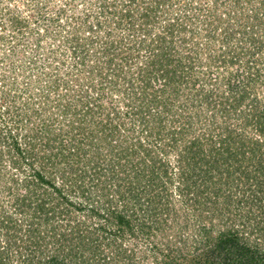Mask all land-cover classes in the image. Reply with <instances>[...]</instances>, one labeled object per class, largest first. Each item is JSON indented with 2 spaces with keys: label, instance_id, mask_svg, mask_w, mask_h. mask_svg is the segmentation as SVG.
Here are the masks:
<instances>
[{
  "label": "trees",
  "instance_id": "obj_1",
  "mask_svg": "<svg viewBox=\"0 0 264 264\" xmlns=\"http://www.w3.org/2000/svg\"><path fill=\"white\" fill-rule=\"evenodd\" d=\"M138 1L128 0L121 10L109 3L118 21L97 51L108 68L98 70L96 85L92 68L95 95L83 93L81 108L66 105L64 114L72 117L68 129L43 123L36 135L20 114H11L6 130L0 128V264H141L133 247L117 242L127 235L145 238L146 250L166 264H264V0H248L257 23L244 24L237 38L252 47L223 55L240 64L230 75V93L220 97L245 101L248 110L241 109L235 128L223 125V137L215 141L208 120L216 123L217 114L229 109L206 86L216 79L202 66L209 68L214 57L205 56L203 31L187 22L207 9L200 4L193 15L174 13L177 20L169 17L160 30L150 26L163 0L143 6ZM103 25L96 23L101 31ZM123 27L137 37H112ZM246 55L251 58L243 63ZM195 95L216 109L213 116L195 104ZM91 112L99 115L93 129L83 124ZM51 166L60 168L62 184ZM223 178L229 187L219 184ZM178 193L187 208L198 210L194 253L186 243H166L164 250L149 241L154 226L168 224L173 214L179 218ZM222 219L219 227L215 220Z\"/></svg>",
  "mask_w": 264,
  "mask_h": 264
},
{
  "label": "rangeland",
  "instance_id": "obj_2",
  "mask_svg": "<svg viewBox=\"0 0 264 264\" xmlns=\"http://www.w3.org/2000/svg\"><path fill=\"white\" fill-rule=\"evenodd\" d=\"M127 1L128 0H126V2L125 0H0L1 129L6 130L4 125L8 126L6 123L12 122L10 120L11 114H14V116L15 114H20V117L21 115L24 116L22 124H28L26 128L33 125L32 127H35L33 128V132H35L34 134L36 135L37 133H41L45 128L43 123H54L55 128L68 129L69 120H72V117H69L68 120L66 114H64L66 105H75L79 103L81 108L82 101L79 99H81L83 93L88 91L92 96L95 95L92 82L90 81L93 75L91 72L92 68H94V74H97L95 77L98 79L93 82V85L98 84V81H100L99 79H101L98 70L104 68L107 71L108 68L101 65L99 61L100 53H97V51L100 50L99 48L103 42L107 41L108 38L106 36L108 35V28L109 26L111 28L114 26V23L112 24L113 20L118 21V16L112 14L109 3L113 2L114 5L112 8L121 10L122 6V9L125 8L124 3H127ZM234 1L235 0H163L161 4L158 5L157 17H159V19L155 25L153 24L150 26L154 29L161 27L160 30H162L161 25L169 23V17H173L174 13L175 15H183L184 13H190L191 15L197 12L194 6H200V4L204 5L207 9L205 12L203 11L204 14L196 17V20H194L193 17L190 19L191 21L187 19V22L189 26L194 25L196 28H200L198 30L203 31L201 42L205 45V56L211 54L214 57V60H211L212 64L209 68L206 67L207 64L203 65L202 68L203 71H208L209 74L205 73L206 76L214 77L213 82H215L216 79L214 86L212 84L206 85L209 89L215 91L216 98L230 93V83H232L229 81L230 75L231 73H237L240 64H231V58L223 56L224 53L229 50L230 55H232L234 49H236L235 51L239 50L240 53L242 51H248L250 49L248 47H252V42L250 43L244 40L243 43H240L237 38L241 36L239 32L244 24L248 26L257 23V18L250 9L251 3L254 4V0H251V3L248 0H242L241 6L234 3ZM145 2L157 4V2L152 0L138 1V3H141V6H143ZM248 8L250 9L249 11ZM140 11H144V8H140ZM207 11L215 12L214 16L208 17ZM134 15H137L136 17L140 16L138 10H135ZM175 15L174 17H176L177 20L178 16ZM97 21H103L104 25L102 26L103 29L101 28L102 31L96 26ZM93 24L94 29L91 30L90 26ZM212 26L214 27L213 29H208V27L211 28ZM230 26H233V28H228ZM233 29L236 30V32H233ZM130 30L131 29L128 27H123L122 30L119 28L114 29L115 36L113 35L112 37L118 39V37H122L128 33H134ZM208 30H211V32ZM119 31L121 32L120 34H118ZM132 35H135V33L130 36L132 37ZM135 37L137 36L135 35ZM123 38L125 39V37ZM179 39L180 38L176 40L177 43ZM142 55H145V52H143ZM262 55L264 56V54ZM256 57L259 58L257 55ZM225 58H227L229 62H222L221 64V60ZM241 58H244L243 63H246L251 57L250 55H246ZM200 69L201 68L198 67L197 64L196 70ZM188 92L192 93L191 91ZM190 93L188 97L191 96ZM201 99V96L195 95V104L202 106V109L213 116V112L214 110L216 111V109L212 110V106L203 102ZM221 101H223V103L225 102V104H223V106H225L223 109H229V112L225 116L217 114L215 117L216 123H213L211 118L208 120L212 129L210 137L213 141L223 137L221 133L223 125L226 126V124H229V129L236 127L234 124L240 121L242 116L239 115L240 112H242V108L244 111L248 110V104L245 101L239 104L232 102V99L228 101L224 96L220 97V103H222ZM188 102L192 104L191 100ZM230 104H233V107L228 108ZM177 105H180V103L177 102ZM193 108H195V106H193ZM219 108H222V105H220L218 109ZM98 116L97 113L94 114L93 112L87 113V116L85 114L84 120L86 123L83 124L88 126L91 124L92 126L90 127L93 129L95 125L92 121L98 119L96 118ZM239 129L241 128L239 127ZM20 131L24 133V129ZM50 135L52 137L54 136V134ZM59 169L60 168H54L53 166L50 168V170L57 173L58 178H56V180L62 184V179L59 178ZM221 175L224 176L223 174ZM115 184L116 182H114L113 185ZM219 184L222 186L225 184L226 187H229L228 184L230 183H224L223 178L222 183ZM113 188L112 193L115 195L114 191L116 187L113 186ZM91 190L95 193L97 187H91ZM210 191L212 192V190ZM70 193L71 197H73L72 193L74 192ZM178 195L179 193L176 195V203L174 204L178 212L176 215H180L179 218L176 219V216L173 214L168 218V224L163 222V225L154 226L152 229L153 234L149 236V241L156 240L160 242L164 250L166 243H171V245L186 243L188 250L194 253L195 245L199 244L196 242V238L198 237V226L195 222L198 220L197 217H199L196 212L198 210L194 208V206L187 208V206L180 201L181 198H179ZM76 200H82L79 194ZM145 206L146 204L144 208ZM130 207L132 208L133 206ZM137 210L139 214L144 216V209ZM208 211L210 212L211 208H209ZM186 213L190 214L188 223L185 222L186 220L184 219L187 215ZM215 223H218L219 227H222V224L224 226L223 219L218 221L215 220ZM183 224L186 228H184ZM111 239L114 240V238ZM144 239L145 238L141 239V237L138 238L127 235L126 237L124 236V238L117 239V242L121 243V241H123L124 247L128 249H132L133 247L134 249L132 250L136 251V257H140L142 261L141 264H166L165 258L163 259L160 257L159 260H157L154 258L152 252L150 253L149 250H146L147 245L144 244ZM134 245L138 246L135 247ZM110 248L111 250L114 249V247ZM109 252L111 251L109 250ZM105 259H108L107 256ZM107 264H112V262L109 260Z\"/></svg>",
  "mask_w": 264,
  "mask_h": 264
}]
</instances>
